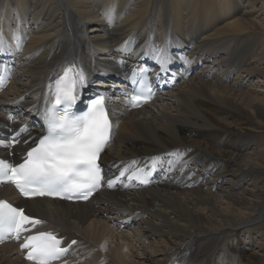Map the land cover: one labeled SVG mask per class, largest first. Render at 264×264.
Returning <instances> with one entry per match:
<instances>
[{
	"label": "bare ground",
	"instance_id": "6f19581e",
	"mask_svg": "<svg viewBox=\"0 0 264 264\" xmlns=\"http://www.w3.org/2000/svg\"><path fill=\"white\" fill-rule=\"evenodd\" d=\"M0 39V66L14 68L0 138L28 129L16 157L44 134L49 85L73 67L78 104L107 96V174L156 166L150 187L87 203L0 188L39 231L75 241L69 264H264V0H0ZM149 64L165 90L132 109L120 90ZM0 264L30 263L7 242Z\"/></svg>",
	"mask_w": 264,
	"mask_h": 264
},
{
	"label": "snow or ice",
	"instance_id": "6c2138e0",
	"mask_svg": "<svg viewBox=\"0 0 264 264\" xmlns=\"http://www.w3.org/2000/svg\"><path fill=\"white\" fill-rule=\"evenodd\" d=\"M106 16L111 22L112 13L108 12ZM4 51V41L0 39V53ZM160 62L163 68L167 61L162 59ZM84 80L82 71L68 67L55 81L54 91L49 85L54 103L52 109L45 112L48 134L37 147L27 152L24 162L18 166L0 160V183L14 184L25 197L50 195L68 199L76 193L87 199L100 187L103 176L98 160L110 141L112 125L102 97L92 103L85 115H70L69 109L78 97L77 87L82 86ZM139 100V96L133 97L134 102ZM61 104L65 107L55 111ZM139 182L148 183L146 179ZM113 185L114 182L109 181L107 186ZM39 223L25 215L23 209L0 201V241L8 236L19 240L21 233L28 230L26 225ZM21 247L27 250L26 259L33 264H53L66 252L61 241L50 233L33 235Z\"/></svg>",
	"mask_w": 264,
	"mask_h": 264
},
{
	"label": "rangeland",
	"instance_id": "374dc122",
	"mask_svg": "<svg viewBox=\"0 0 264 264\" xmlns=\"http://www.w3.org/2000/svg\"><path fill=\"white\" fill-rule=\"evenodd\" d=\"M256 226H259V225H256ZM131 227H133V224H131ZM242 234H244V233H242ZM252 235L255 236V233H253ZM251 252H253V251H251Z\"/></svg>",
	"mask_w": 264,
	"mask_h": 264
}]
</instances>
